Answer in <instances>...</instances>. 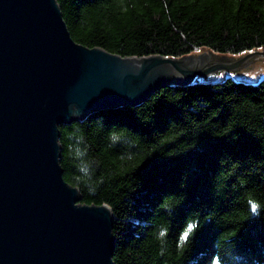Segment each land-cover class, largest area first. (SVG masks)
Returning a JSON list of instances; mask_svg holds the SVG:
<instances>
[{"label": "trees", "instance_id": "1", "mask_svg": "<svg viewBox=\"0 0 264 264\" xmlns=\"http://www.w3.org/2000/svg\"><path fill=\"white\" fill-rule=\"evenodd\" d=\"M58 3L76 41L122 56L264 49V0ZM59 131L80 203L112 210L114 264H264V76L162 86Z\"/></svg>", "mask_w": 264, "mask_h": 264}, {"label": "water", "instance_id": "2", "mask_svg": "<svg viewBox=\"0 0 264 264\" xmlns=\"http://www.w3.org/2000/svg\"><path fill=\"white\" fill-rule=\"evenodd\" d=\"M253 55L264 49L191 68L190 54L122 56L76 41L58 0H0V264H114L112 210L64 178L60 125Z\"/></svg>", "mask_w": 264, "mask_h": 264}, {"label": "rangeland", "instance_id": "3", "mask_svg": "<svg viewBox=\"0 0 264 264\" xmlns=\"http://www.w3.org/2000/svg\"><path fill=\"white\" fill-rule=\"evenodd\" d=\"M246 54L247 53H244L242 55L219 54L209 49H202L190 54L192 55V57L189 59V67L186 66V68L208 66V63L209 65H215V63L220 64V62H231L242 58ZM216 70L217 71L215 72V70L213 69L212 72L214 73H212L208 77L209 79L223 78L227 75H230L233 76L235 79L248 82H256L264 76V56L253 55L246 59L245 64L235 70H227L224 68Z\"/></svg>", "mask_w": 264, "mask_h": 264}, {"label": "clouds", "instance_id": "4", "mask_svg": "<svg viewBox=\"0 0 264 264\" xmlns=\"http://www.w3.org/2000/svg\"><path fill=\"white\" fill-rule=\"evenodd\" d=\"M110 138H111L113 143H115L116 141H118L120 139V137L116 133H111ZM82 171H83V169H82ZM165 234H166V230L161 228L159 235L163 236Z\"/></svg>", "mask_w": 264, "mask_h": 264}, {"label": "snow or ice", "instance_id": "5", "mask_svg": "<svg viewBox=\"0 0 264 264\" xmlns=\"http://www.w3.org/2000/svg\"><path fill=\"white\" fill-rule=\"evenodd\" d=\"M191 228H192V226L190 225V226H189V231L191 230Z\"/></svg>", "mask_w": 264, "mask_h": 264}]
</instances>
